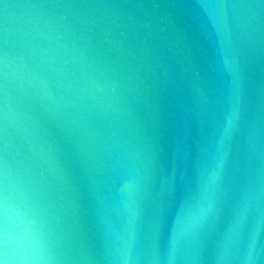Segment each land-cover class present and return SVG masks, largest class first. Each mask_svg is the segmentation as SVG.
<instances>
[{
    "label": "water",
    "instance_id": "95a60500",
    "mask_svg": "<svg viewBox=\"0 0 264 264\" xmlns=\"http://www.w3.org/2000/svg\"><path fill=\"white\" fill-rule=\"evenodd\" d=\"M5 72L8 264H264V0H0Z\"/></svg>",
    "mask_w": 264,
    "mask_h": 264
},
{
    "label": "snow or ice",
    "instance_id": "6c2138e0",
    "mask_svg": "<svg viewBox=\"0 0 264 264\" xmlns=\"http://www.w3.org/2000/svg\"><path fill=\"white\" fill-rule=\"evenodd\" d=\"M4 57L3 61L7 63V37H4ZM13 88L12 82L9 80L7 72L0 77V98L7 99L10 90ZM0 147H3L5 150L8 147V126L7 123L0 128ZM6 259L0 258V264H5Z\"/></svg>",
    "mask_w": 264,
    "mask_h": 264
},
{
    "label": "clouds",
    "instance_id": "9594fccd",
    "mask_svg": "<svg viewBox=\"0 0 264 264\" xmlns=\"http://www.w3.org/2000/svg\"><path fill=\"white\" fill-rule=\"evenodd\" d=\"M5 264H8V261L7 260L5 261Z\"/></svg>",
    "mask_w": 264,
    "mask_h": 264
}]
</instances>
